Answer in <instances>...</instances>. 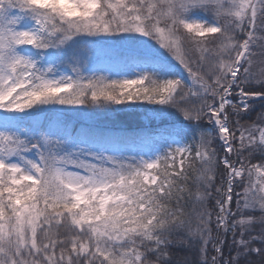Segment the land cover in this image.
I'll return each mask as SVG.
<instances>
[{
    "label": "snow or ice",
    "instance_id": "snow-or-ice-1",
    "mask_svg": "<svg viewBox=\"0 0 264 264\" xmlns=\"http://www.w3.org/2000/svg\"><path fill=\"white\" fill-rule=\"evenodd\" d=\"M0 264H264V0H0Z\"/></svg>",
    "mask_w": 264,
    "mask_h": 264
},
{
    "label": "trees",
    "instance_id": "trees-1",
    "mask_svg": "<svg viewBox=\"0 0 264 264\" xmlns=\"http://www.w3.org/2000/svg\"><path fill=\"white\" fill-rule=\"evenodd\" d=\"M179 255H181V256H183V255H187V253H185L184 251H179V253H178Z\"/></svg>",
    "mask_w": 264,
    "mask_h": 264
},
{
    "label": "rangeland",
    "instance_id": "rangeland-1",
    "mask_svg": "<svg viewBox=\"0 0 264 264\" xmlns=\"http://www.w3.org/2000/svg\"><path fill=\"white\" fill-rule=\"evenodd\" d=\"M255 70H256V71H259L260 69H259V67H257Z\"/></svg>",
    "mask_w": 264,
    "mask_h": 264
}]
</instances>
